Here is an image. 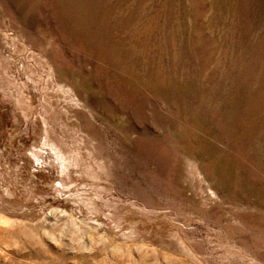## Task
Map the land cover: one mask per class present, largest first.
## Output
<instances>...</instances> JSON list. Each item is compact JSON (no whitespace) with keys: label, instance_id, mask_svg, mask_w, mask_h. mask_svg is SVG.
Returning a JSON list of instances; mask_svg holds the SVG:
<instances>
[{"label":"rangeland","instance_id":"374dc122","mask_svg":"<svg viewBox=\"0 0 264 264\" xmlns=\"http://www.w3.org/2000/svg\"><path fill=\"white\" fill-rule=\"evenodd\" d=\"M0 264H264V0H0Z\"/></svg>","mask_w":264,"mask_h":264}]
</instances>
